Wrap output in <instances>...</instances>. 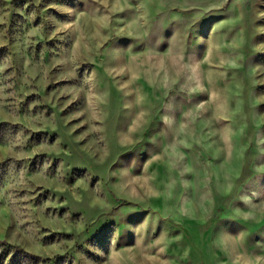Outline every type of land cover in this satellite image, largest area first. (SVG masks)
<instances>
[{
    "label": "rangeland",
    "instance_id": "374dc122",
    "mask_svg": "<svg viewBox=\"0 0 264 264\" xmlns=\"http://www.w3.org/2000/svg\"><path fill=\"white\" fill-rule=\"evenodd\" d=\"M0 264H264V0H0Z\"/></svg>",
    "mask_w": 264,
    "mask_h": 264
}]
</instances>
